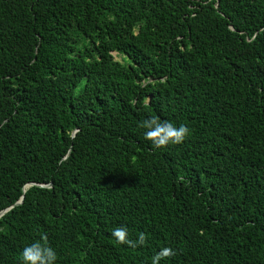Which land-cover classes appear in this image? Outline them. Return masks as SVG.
Masks as SVG:
<instances>
[{
	"label": "trees",
	"instance_id": "16d2710c",
	"mask_svg": "<svg viewBox=\"0 0 264 264\" xmlns=\"http://www.w3.org/2000/svg\"><path fill=\"white\" fill-rule=\"evenodd\" d=\"M6 208L0 264H264V0H0Z\"/></svg>",
	"mask_w": 264,
	"mask_h": 264
},
{
	"label": "clouds",
	"instance_id": "9594fccd",
	"mask_svg": "<svg viewBox=\"0 0 264 264\" xmlns=\"http://www.w3.org/2000/svg\"><path fill=\"white\" fill-rule=\"evenodd\" d=\"M115 57L118 52L112 51ZM140 127L145 129V139L159 149L168 145L182 144L191 134V130L186 125H175L171 121L161 120L158 116H151L141 122ZM27 187V185H26ZM112 236L116 242L121 245H127L130 248L144 246L147 242V235L139 233L138 238L131 239L127 227L118 226L112 230ZM176 255V252L170 247L160 249L153 257L151 264H159L162 259ZM22 264H56L57 253L48 243L47 237L43 236L40 240L26 246L22 253Z\"/></svg>",
	"mask_w": 264,
	"mask_h": 264
},
{
	"label": "water",
	"instance_id": "95a60500",
	"mask_svg": "<svg viewBox=\"0 0 264 264\" xmlns=\"http://www.w3.org/2000/svg\"><path fill=\"white\" fill-rule=\"evenodd\" d=\"M51 184H52V183H48V184H45V186H51ZM23 197H24V196H22L21 199H20L19 201H17V203H21V202L23 201ZM9 208H10V207H9ZM9 208H6V209L0 211V215H2V214H3L5 211H7Z\"/></svg>",
	"mask_w": 264,
	"mask_h": 264
},
{
	"label": "rangeland",
	"instance_id": "374dc122",
	"mask_svg": "<svg viewBox=\"0 0 264 264\" xmlns=\"http://www.w3.org/2000/svg\"><path fill=\"white\" fill-rule=\"evenodd\" d=\"M117 57L119 58L120 56L117 54Z\"/></svg>",
	"mask_w": 264,
	"mask_h": 264
}]
</instances>
